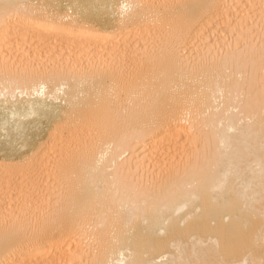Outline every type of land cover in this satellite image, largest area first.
<instances>
[{"label":"bare ground","instance_id":"obj_1","mask_svg":"<svg viewBox=\"0 0 264 264\" xmlns=\"http://www.w3.org/2000/svg\"><path fill=\"white\" fill-rule=\"evenodd\" d=\"M54 134L0 264H264V0H0V180Z\"/></svg>","mask_w":264,"mask_h":264},{"label":"rangeland","instance_id":"obj_2","mask_svg":"<svg viewBox=\"0 0 264 264\" xmlns=\"http://www.w3.org/2000/svg\"><path fill=\"white\" fill-rule=\"evenodd\" d=\"M28 38H32V37L30 36V37H28ZM32 40H33V38H32ZM39 49H40V48H39ZM43 49H44V47H43ZM40 51H41L40 53L42 54V53H43L42 50H40ZM40 53L38 52V53H35V54H38V56L42 57L43 54L40 55ZM44 56H45V55H44ZM38 58H39V57H38ZM80 133H81V134L79 135L80 138L77 136V137L81 140L80 142H78V141H79L78 138H77V140H75L76 138H75V139L72 138V139H74L75 141L72 140V139H70V138H66V137H65L66 139L64 138V140H63V138H62V140L65 142L64 144L67 143L66 141H68V142H71V141H72V142H71V143H72V146H69V147L66 146V145H71V143H69V144L67 143V144L65 145L67 148L62 144L63 141H61V143L59 142V141L61 140V138L59 139V138L57 137V136H59L58 134H56L57 136H56L55 134H54V135H51V137H52V136H53V137L55 136V137H57V139L54 138L55 140H53V138L50 137L51 139H50V138H49V139H50L51 141H50V140H49V141L52 142V143H54V141H55V143H54V145H51V143H50L51 146H50V145H49V146H50V147H54V146L56 147L57 145H55V144H56V141H57V142H58L57 144H58V146L60 145V147L57 146V149H58V150H57V149L55 150V147H54L53 151H51V153H50V152H48V151H49V149L52 150V148L47 147V145L49 144V142L47 141V142H45L44 147H47L48 149H47V148H44V149H43V148H40V149L43 151V153L45 152L44 154H46V155L43 154L44 157H43V155L41 156V154H40V156H41L40 158H45V157H46L45 159H47V155H48V158L52 159L51 161H48L49 159L46 160V161H48L49 163H47V162L45 163L46 165H45L44 168H43L44 171H43V169H41L43 174L40 173V171H41V170H40V171L38 172V173H40V174H38V173L35 174V173H34L36 176H35V175L32 176V174H33V173H32V174H30V176H28L29 179H28V177H27V178H24V177L22 176V173L24 174V170H26V167L22 165L21 170H22V168H24V167H25V168H24V170H22L23 172H21V176L19 177V180H20V181L23 180V181H21V182H20V181H17L18 178H15V177H13V178H15L16 181L14 180V181H15L14 183L17 182L16 184H14L13 181H11L12 177H10L11 179H9V180L7 179V178H9V177H7V178H6V177H3L2 181L0 180V191H2V192H0V211L3 210V211H2L3 214H2V212H1V213H0V216H1V215L5 216V215H8V214H10V215H14V214L17 215L16 212L18 211V213H19V212L21 213V210L25 208L24 206H27V207H28V206H29V205H28L29 203H30V205H31L32 203H34V204H32V205H35V206L42 205V203H43V205H45V203H46V204H49V202H50V204H53V203H54V202L51 203V202H52V199H53V196L50 194V192L54 195V194H55V191H57V189H59V190H60V189H61V190L63 189L60 183H59V185L57 184V183H58V178H57V171H56V170H57V169H56L57 165H56V164L58 163V159L61 158V156H62L64 153H66L67 150L69 151L70 148H71L70 150H73L72 147H73L74 144H76L77 142H78L77 144L81 146V144H83V142L86 143L85 140H87V142L89 141L88 139L91 140V138L89 137V135L91 136V134H88V131H87V130H86L85 133H86L88 136H87L86 134H84V131H83V132H80ZM89 133H90V132H89ZM81 136H83V138H82ZM48 137H49V136H48ZM59 137H60V136H59ZM85 137H86L87 139H86ZM81 138H82V139H85V140H82ZM58 139H59V141H58ZM69 139H70L71 141H69ZM47 140H48V138H47ZM76 141H77V142H76ZM73 142H74V143H73ZM46 143H48V144H46ZM77 144H76L74 147H76V146L78 147ZM61 145H63V146L61 147ZM83 145H84V144H83ZM64 147H65V148H64ZM61 149H62V152L60 153L59 150L61 151ZM41 150H40V151L38 150V151H39L40 153H42ZM44 150H46V151H44ZM63 150H64V151H63ZM54 151H55V153H54ZM57 151L59 152L58 156H57V153H56ZM46 152H48L51 156H49V154L46 153ZM52 153H53V154H52ZM27 154L29 155L30 152H28ZM53 155H54V156H53ZM56 156L59 157V158H57L56 160L53 159L54 157L56 158ZM52 157H53V158H52ZM3 161H4V159H3L2 161H1V159H0V162H1V163H0V167H1L0 172H2V169H3V167H2V165H3V164H2ZM52 161H53V162H52ZM56 161H57V162H56ZM51 162H52V163H51ZM55 162H56V163H55ZM50 164H51V166H50ZM54 164H55L56 166H55ZM24 165H25V164H24ZM53 165H54V166H53ZM49 166H50V167H49ZM47 167H48V168H47ZM45 168H46L47 170H45ZM49 168H50V170H49ZM53 168H55V170H54ZM21 170H20V171H21ZM45 171H48V172H45ZM50 171H52V172H50ZM3 172H4V170H3ZM45 173H46V174H45ZM50 173H51V174H50ZM53 173H54V174H53ZM37 174H38V175H37ZM24 175H25V177H26V174H24ZM27 175H28V174H27ZM47 175H49L48 178H46ZM53 175H55V176H53ZM2 176H3V175H2ZM52 176H53V177H52ZM21 177H23L25 180L22 179ZM30 177H33L34 179H33V178H30ZM40 177H41V179H40ZM5 178H6V179H5ZM37 178H38V179H37ZM52 178H54V180H55V179H56V180L54 181ZM27 179H28V180H27ZM30 179H31V180H30ZM32 179H33V180H32ZM46 179H48V181H47ZM6 180H7V181H11V182H7V183H9V185L12 186V187H8V186H6ZM12 180H13V179H12ZM26 180H27V181H26ZM34 180H35L36 183H34ZM45 180H46L47 182H46ZM3 181H4V182H3ZM49 181H51V182L53 181V182L51 183V182H49ZM18 182L22 183V185H21V184L19 185ZM25 182H26L27 184H25ZM42 182H43V183H42ZM10 183H13V184L11 185ZM28 183L31 185V188H30V185H29ZM32 183H33L34 185L36 184V185H35L36 187H35L34 185H32ZM40 183H41V184H40ZM47 183H49L48 186H46ZM1 184H4L5 186H3V188H1V187H2ZM17 184H18V186H23V185H29V186H28V187H24V186H23L24 188H23L21 191H18V190H20V189H17V191H15L16 189L14 190V188L17 186ZM45 184H46V185H45ZM50 184H51V185H50ZM7 185H8V184H7ZM40 185H41V186H40ZM43 185L46 186V188H48L49 190H48V189L46 190V188H45ZM13 186H14V187H13ZM33 186H34V188H33ZM52 186H53V187H52ZM56 186H57V187H56ZM60 186H61V187H60ZM37 187H38V188H37ZM54 187H56L57 189H56V188L54 189ZM58 187H59V188H58ZM7 188H8V189L10 188V190H8ZM11 188H13V190H12ZM52 188H53L54 190H51ZM1 189H2V190H1ZM6 189H7V190H6ZM24 189H26L27 191H25ZM28 190H29V191H28ZM61 190H60L59 192H61ZM9 191H10V192H9ZM11 191H12V193H14L15 195L12 194ZM30 191H31V193H30ZM37 191H38L39 193H36ZM45 191H46V192H45ZM16 192H19L20 194L18 193V195H16V194H17ZM24 192H27V195H28V196H27L26 193H24ZM57 192H58V191H57ZM22 193H23V195H24L25 197H24V196L22 197ZM32 193H33V195H32ZM40 193L42 194V197H41ZM43 193H44V194H43ZM47 193H49L50 195H48ZM43 195H44V196H43ZM56 195H57V193H56ZM56 195H54V197H55ZM2 196H3V197H2ZM14 196H15V197L18 196V198H15V200H14V198L11 199V198L14 197ZM39 196H40V198H39ZM47 196H48L49 198H48ZM28 197H29V198H28ZM8 198H9V199H8ZM20 198H21V199H20ZM24 198H26V200H27V201L25 200V201H26V205H25ZM42 198L44 199V202H43V199H42ZM2 199H3V201H2ZM10 199H11V200H10ZM16 199H17V200H16ZM28 199H29V200H28ZM31 199H32V200H31ZM34 199H36L37 201L35 200V201L33 202ZM39 199H40L41 201H40ZM47 199H48L49 202L47 201ZM50 199H51V201H50ZM4 200H5V202H4ZM12 200H13L14 202H12ZM18 201H19V202H18ZM23 201H24V202H23ZM28 201H29V203L27 204ZM39 201H40V202H39ZM10 202H11V203H10ZM37 202H38V204L36 205ZM4 203H5V204H4ZM6 203H7V204H6ZM9 203H10V204H9ZM39 203H40V204H39ZM12 204H14V205H12ZM15 204H16V206H15ZM3 205H4V208H6V209L8 208L7 211H6V209H3ZM17 205H18V206L20 205V206H19L20 209L18 208ZM23 205H24V206H23ZM7 206H8V207H7ZM13 207H14V208H13ZM9 209H10V210H9ZM11 209H12V210H11ZM14 209H15V210H14ZM16 209H17V210H16ZM37 209H38V208H37ZM9 211H10V212H9ZM4 212H5V214H4ZM6 212H7V213H6ZM12 213H14V214H12ZM20 213H19V214H20Z\"/></svg>","mask_w":264,"mask_h":264}]
</instances>
